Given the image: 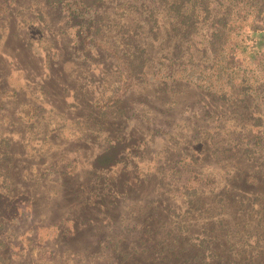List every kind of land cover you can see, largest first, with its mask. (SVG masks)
Masks as SVG:
<instances>
[{
    "label": "rangeland",
    "instance_id": "obj_1",
    "mask_svg": "<svg viewBox=\"0 0 264 264\" xmlns=\"http://www.w3.org/2000/svg\"><path fill=\"white\" fill-rule=\"evenodd\" d=\"M105 10L77 51L60 4L0 0V191L18 208L0 229L5 264H159L200 237L264 264V56L242 60L257 91L228 69L224 98L218 80L160 73L190 54L207 65L208 28L177 49L160 19ZM115 138L123 160L94 167Z\"/></svg>",
    "mask_w": 264,
    "mask_h": 264
},
{
    "label": "trees",
    "instance_id": "obj_2",
    "mask_svg": "<svg viewBox=\"0 0 264 264\" xmlns=\"http://www.w3.org/2000/svg\"><path fill=\"white\" fill-rule=\"evenodd\" d=\"M60 4L66 12L67 19L73 27V42L75 50H85L91 43L94 35L99 31L96 24L106 5L109 7L125 6L129 11L138 13L142 17H151L161 20V25L156 30H161L171 39L175 40L174 46L186 48L192 42L188 35L197 27L209 29L207 43L210 49L209 62L204 67L192 60V54L188 59L179 60L178 57L170 58L163 62L162 76L176 78L184 77L186 80L201 85H216V91L224 98L229 97L227 83L229 79L226 72L235 69L237 72L236 86L242 84V88H250L257 91L262 80L254 73L242 68L245 56L249 59H260L264 56V0H50ZM107 9V8H106ZM99 20V19H98ZM174 51V50H173ZM172 51V52H173ZM244 56V57H242ZM237 60H240L239 62ZM207 66L209 69L207 70ZM240 66V68L238 67ZM264 77V76H262ZM180 78V77H177ZM234 79V78H233ZM232 79V80H233ZM233 85H235L233 83ZM125 144L120 138H115L101 152L96 154L92 165L98 169L110 168L123 160V148ZM199 197H196L198 199ZM15 201V200H14ZM13 200L7 201V196L0 191V229L3 227V219L14 218L18 208ZM192 199H190V202ZM8 204H10L8 206ZM204 237H200L196 252L182 258L180 254L164 252L163 263L159 264H240L241 260L234 259L226 252L215 250L212 244H205ZM203 247V251L201 250ZM208 248V253H205ZM167 250V249H166ZM129 252L124 253L122 259L130 260V264H146L140 260H132ZM178 257V258H177ZM128 258V259H127ZM7 257L0 253V264H5ZM122 260V261H123ZM8 261V260H7ZM182 261V262H180ZM252 261H249V263Z\"/></svg>",
    "mask_w": 264,
    "mask_h": 264
}]
</instances>
